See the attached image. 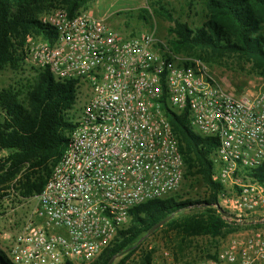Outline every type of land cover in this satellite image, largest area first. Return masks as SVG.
<instances>
[{
  "label": "built area",
  "instance_id": "1",
  "mask_svg": "<svg viewBox=\"0 0 264 264\" xmlns=\"http://www.w3.org/2000/svg\"><path fill=\"white\" fill-rule=\"evenodd\" d=\"M40 21L57 39L28 36L26 63L78 80L77 101L67 148L33 197L34 210L7 239L10 264H92L135 207L181 191L185 165L164 101L187 114L196 134L218 141L211 159L225 219L264 225V185L251 176L264 165V84L236 95L208 63L174 53L151 30L125 36L104 19L70 17L63 8ZM15 186L4 199H32ZM226 238L216 257L189 263L163 249L150 264H264V226Z\"/></svg>",
  "mask_w": 264,
  "mask_h": 264
},
{
  "label": "trees",
  "instance_id": "2",
  "mask_svg": "<svg viewBox=\"0 0 264 264\" xmlns=\"http://www.w3.org/2000/svg\"><path fill=\"white\" fill-rule=\"evenodd\" d=\"M89 1L0 0V70L26 71L28 36L51 43L57 39V32L40 21L42 15L63 8L73 17ZM152 1L157 14L174 23L171 51L195 56L206 63L212 57H237L264 77V0H204L205 20L196 28L174 20L164 0ZM143 18L147 20L145 15ZM32 69L36 72L34 77L17 87L0 90V201L9 195L10 184L19 176L15 190L23 197L29 199L40 194L67 148L73 129L70 120L79 81L57 79L48 69ZM163 111L183 156L186 192L135 207L128 226L119 231L114 244L92 264H108L115 256L118 258L114 264H132L135 255L139 256L140 264H150L155 249L146 244L160 234L169 241L177 260L194 263L216 257L219 240L241 230L264 226L260 222L246 225L225 219L218 208L224 188L213 181L211 159L218 141L192 131L187 114L175 112L165 101ZM251 176L264 185V165L253 170ZM165 219L168 220L162 227L148 235ZM201 239L211 241L202 246L198 242ZM0 264H10L1 251Z\"/></svg>",
  "mask_w": 264,
  "mask_h": 264
},
{
  "label": "rangeland",
  "instance_id": "3",
  "mask_svg": "<svg viewBox=\"0 0 264 264\" xmlns=\"http://www.w3.org/2000/svg\"><path fill=\"white\" fill-rule=\"evenodd\" d=\"M164 3L172 12L174 20L186 22L192 28L201 26L205 20L207 11L204 0H164ZM156 11L157 7L152 0H90L81 13L104 19L112 29L125 36H137L145 31H154L158 37L170 45V41L174 39V35L171 32L174 28V23L158 15ZM144 15L147 17V20L143 18ZM183 55L195 57L187 54ZM207 63L216 79L228 91L236 95L258 90L264 84V77L257 75L250 64L237 57L230 56L223 59L212 57ZM35 75L36 72L29 65H27L26 71L20 73L14 72L11 69L0 70V90L10 86L17 87L18 83L25 82ZM85 94L86 92L82 89L80 96L83 97ZM80 106L78 105V108ZM10 185L11 187L15 186L16 182ZM199 190L202 194H206L205 189L200 188ZM185 192L183 186L178 195H184ZM191 196L195 198L194 194ZM35 206L36 200L34 198L24 202L16 198L0 201L1 253L5 255L3 250L7 247V239L13 237L19 231ZM220 206L225 209L222 205ZM226 240L227 238L221 239L218 242L222 245ZM210 241L209 239H201L198 242L202 246H205ZM168 244L169 241L166 237L160 234L150 238L146 245L150 249H155L154 258L159 256L163 249L171 251ZM5 258L8 261L6 255ZM131 261L132 264H140L138 255H135Z\"/></svg>",
  "mask_w": 264,
  "mask_h": 264
},
{
  "label": "water",
  "instance_id": "4",
  "mask_svg": "<svg viewBox=\"0 0 264 264\" xmlns=\"http://www.w3.org/2000/svg\"><path fill=\"white\" fill-rule=\"evenodd\" d=\"M218 208H219L221 214H222L224 217H227V216H228L227 212H226V211H225L220 205H218ZM167 220H168V219H165V220L161 221L160 223H158L157 225H155V226L150 230V232H149L148 235L153 234L156 230H158L160 227H162V226L167 222ZM254 223H256V222H247V223H245V224H247V225H252V224H254ZM117 258H118V256H115L113 259H111V260L109 261L108 264H114Z\"/></svg>",
  "mask_w": 264,
  "mask_h": 264
}]
</instances>
